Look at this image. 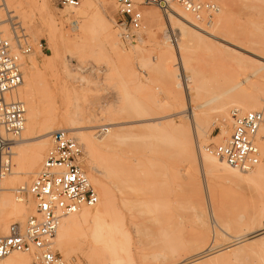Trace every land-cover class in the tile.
I'll return each instance as SVG.
<instances>
[{
  "label": "rangeland",
  "instance_id": "374dc122",
  "mask_svg": "<svg viewBox=\"0 0 264 264\" xmlns=\"http://www.w3.org/2000/svg\"><path fill=\"white\" fill-rule=\"evenodd\" d=\"M49 1L57 22L52 27L46 28V16L35 14L25 3L20 10L0 11L4 33L10 36L14 27L31 47L22 59L24 83L14 96L25 102L27 112V102L36 107L41 126L33 135L35 140L25 146L45 142L48 149L50 133L44 136L41 131L49 118H58L52 131L68 129L66 121L71 119L79 122L83 135L106 134L104 141L100 139L104 146L96 145L90 156L80 142L84 169L100 202L102 187L111 189L116 201L121 189L146 203L143 207L137 203L141 204L138 214L117 206L114 215L124 219L118 220L124 221L125 230L118 226L103 239L89 237L86 252L81 247L85 254L77 245L68 256L62 255L73 258L72 264H120L121 260L129 264H184L187 260L193 264H264L261 147L256 167L263 168V175L257 185L232 186L222 169L204 166L199 160L203 154L217 158L204 147L229 136L232 111L242 106L246 94L264 102L259 58L240 62L207 42L182 38L155 6L141 7L144 27L137 40L125 44L118 36L119 14L114 0H79L88 11L78 22L63 16L69 7ZM211 1L220 9L208 24L222 26L218 35L264 59V0ZM167 11L173 12L172 7ZM195 21L200 27L208 26ZM110 28L117 33V40L111 39ZM226 112L231 116L228 120L223 119ZM221 124L227 133H221ZM182 136L185 143H181ZM179 146L185 156L179 153ZM92 163L102 174L90 169ZM22 204L29 214L30 203ZM24 256L29 264L30 256Z\"/></svg>",
  "mask_w": 264,
  "mask_h": 264
},
{
  "label": "built area",
  "instance_id": "2783aa9c",
  "mask_svg": "<svg viewBox=\"0 0 264 264\" xmlns=\"http://www.w3.org/2000/svg\"><path fill=\"white\" fill-rule=\"evenodd\" d=\"M114 1L119 14L118 36L125 44L140 36L144 27L142 6H155L166 12L177 5L195 20L207 24L220 9L211 0ZM55 2L69 8L79 4V0ZM30 51L25 35L13 27L7 36L0 19V181L12 169V143L20 137L26 123V104L14 94L23 82L22 59ZM231 116L229 136L204 148L237 171L253 170L261 159L258 142L264 139V112L233 110ZM50 138L35 176L14 190L17 201L30 203L29 214L24 222H12L5 233H0V260L18 251L30 256L29 264H72L73 258L66 259L56 246V230L63 217L83 207H93L99 201L84 169L82 144L65 128L51 131Z\"/></svg>",
  "mask_w": 264,
  "mask_h": 264
},
{
  "label": "bare ground",
  "instance_id": "6f19581e",
  "mask_svg": "<svg viewBox=\"0 0 264 264\" xmlns=\"http://www.w3.org/2000/svg\"><path fill=\"white\" fill-rule=\"evenodd\" d=\"M86 1H89V0H86ZM24 3L28 4L32 8V10L35 12V14H38L39 16H41V14H44L46 16V22H47L46 28L57 25L56 18H55L54 14L52 13L51 8H50V1L49 0H0V11L2 14L3 13L7 14L10 11L12 12V10L14 8L20 10ZM89 3H91V2H89ZM79 6H80V3L78 4V6L72 7L74 10L72 8H70L71 10H67L64 13L63 16H65L66 20L78 22L80 19L85 17L86 12L88 11V6L86 4H84L80 7ZM172 10H173V12H168V11H166V12L163 11V12L167 16L170 25L177 27L179 34L182 38H188L189 41L195 40V42L197 40L199 43H201V41H202V43L207 42L208 44H211L214 47L221 48L224 52L230 54L231 56L232 55L236 56V58H238V61H240V62L245 61L244 59L252 60L253 57H257V58H259V60L256 59L258 61V63H257L258 69L264 73V59L261 56L257 55L256 53H254L253 51L248 50L247 48L243 47L242 45H239L236 42L234 43L232 40L225 39V38H228L227 36H225V34L222 35V36H225V38L220 37L218 35V32H220L219 28H222V26L218 25L219 23L216 25L213 24L214 26L213 25L211 26L210 24H208L207 27H210V30H208V28L205 26L200 27L199 25H197L196 21L193 19L191 14H189L188 12L183 10L182 8H180L178 6H172ZM178 10H182V12L178 13ZM151 18L152 17H150V19ZM151 20H154V18H152ZM5 26H7V24H5ZM5 26H4V28H5ZM80 29H81L80 26H78V30H80ZM165 34H167V33H165ZM109 35L111 36L112 40H113V38L115 40L118 39L117 33L114 32L112 28L109 29ZM67 36L69 37L70 35H67ZM107 38H109V40H110V37H107ZM116 42H118V45H119V41H116ZM113 44H116V43L113 42ZM133 48L136 49L137 46L134 45ZM253 60H254V58H253ZM24 70L28 71V72L30 71V68L27 64H24ZM23 83H24V80H23L22 84ZM22 84L18 88H20L22 86ZM262 103H264V102L262 101ZM262 103H261L260 99L254 97L252 95L246 94L245 97H243V101L241 100L240 104H242V106L239 104L240 107H237L236 109H237V111L241 110L242 112L247 111V110H261V109L263 110L264 105H262ZM27 104H29L28 105V107H29L28 111L29 112H26V123L27 124L25 123L24 130L22 131V133L19 137L20 140H16L15 142H13L12 147H11L13 169H11V171L7 175H5L0 181V233H5L6 228L10 223L16 222V221L24 222L26 217L28 216V211L26 209H24L22 202H19L15 199L14 190L16 187L27 184L28 180L37 173V171L39 170L40 165L42 163V160L44 157V152L47 149V143H45V142L40 143V144H35V145L30 144L29 146H25L28 143H32L33 139L35 140V138H33V135L35 134L36 129H38L39 126H41L39 124L40 121H39V117H38V114L36 111V107L33 106L32 103H30V102L29 103L27 102ZM26 109H27V107H26ZM77 114H79V113H77ZM74 115H75V113H74ZM77 116L79 117V115H77ZM223 116H224L223 117L224 120H228L231 117L228 114V112H226ZM68 118L69 117H67V119ZM70 120L71 119H68L66 121L67 128L71 132H73L75 135V138L84 145V148H85L84 150H86V154L88 156H90L92 154V151L95 149L96 145L104 146V142L102 143V141L100 139H103V138L106 139V137H105L106 134H105V136H95L92 133H91L92 135L91 134L90 135H83L81 132L82 129L79 127L80 126L79 122L77 123L75 121L76 122V124H75V122H72ZM78 120L80 122L85 121V119H79V118L77 119V121ZM57 121H58V118H49L48 120L46 119V121H44L45 123L43 124V126H45V127L42 129V131L40 130L41 135H44V136L49 135V133H51V131H52V128L57 124ZM220 127H221V133L222 134L227 133V130L225 129L224 125L221 124ZM45 131H47V132H45ZM117 131H119V130H117ZM179 132L182 135L183 131H179ZM111 135H113V134H111ZM37 136H38V134H37ZM109 137H111V136H109ZM182 137H181L182 138L181 143H185V136H182ZM143 138H146V137H143ZM105 139H103V141ZM99 140L101 142H99ZM189 141H190V139H189ZM189 141L187 140V143ZM106 143H107V140H106ZM151 143H152V141H151ZM191 144L192 143L190 142L189 145H191ZM258 144L262 149V157H263V161H264V139L260 140L258 142ZM158 146H160V145H158ZM183 146H184V144L182 145V147ZM180 147L181 146H179V148ZM182 147L180 150H178L180 154H183L182 152H180L182 150ZM190 148H192V146ZM185 149L188 150L189 148L185 147ZM190 150H192V152H193L194 149H190ZM192 152L189 151V153H192ZM193 155H194V158H197V159L199 158L196 154V151L194 152ZM13 159H14V161H13ZM94 160H96V159H94ZM199 160H202L201 163L204 166L212 165V166L218 167L219 169H222L225 172L226 178H228V181L231 183L232 186L241 185V184H246V185L251 186L252 183H255L257 185L256 181L258 182L259 178L263 175V168L262 167H258V168L256 167L253 170H250L247 172H240V171H237V170L231 168L230 166H228L225 162H223L218 157L215 158V157L207 155V154H203V156H201V159H199ZM89 167L91 170L96 171L100 174H102V172H103V171H100L97 168L96 164H94V163L90 164ZM13 177H16V179L18 177V179H19V180L17 179L18 182H16L17 180L14 181ZM116 186H118L117 190H119V185L116 184ZM99 188H100L99 193H100V197H101V202L99 199L98 203L95 206L83 207L80 210H78L72 214H69V215H67L61 219L59 226L56 230L55 243H56V237H57V245L56 246L58 247V249L61 251V253L64 256H68L72 252V250H74L73 247H75V246L77 247V245L80 247V249H81V247L83 250L86 249L85 247L88 244V238L91 236L95 237V238H99V239L102 238L103 239V237L105 238L107 236L106 234L113 231L114 228H116V227L119 228L118 226H121L120 229H124V227H123L124 221L121 222L118 220V219H120L121 215L118 216L119 217L118 219L115 218V215H114V212L116 213V211L118 209L117 206L123 205L129 211L132 209H134V210L139 209L141 207L142 203L146 204L144 198H142V199H139L140 197H138V199L132 198V197L127 195V194H129L128 192H126V191L123 192L121 189L119 190L120 198L116 201V199H115L116 196L111 191V189H104L102 187H99ZM256 188H258V186ZM130 194H132L134 196L133 193H130ZM99 202H100L99 207L96 210H93V208L98 206ZM139 202L141 203L140 205L137 204ZM136 204L139 205V207ZM129 205H130V208H129ZM142 207H143V204H142ZM149 209H150V207H149ZM134 210H132V212ZM263 210H264V207H263ZM144 212H145V210H144ZM261 212H264V211H261ZM138 213H140V212H138V210H137L136 214H138ZM123 216H124V214H123ZM138 217H139V215H138ZM140 217H142V216H140ZM120 220H124V219H120ZM129 222L134 223L133 221H129ZM137 227H139V226H137ZM137 227H135V228H137ZM131 228H133V227H131ZM120 229H118V230H120ZM109 235H110V233H109ZM96 240H98V239H96ZM98 241H102V240H98ZM82 249H81V251H82ZM84 251L86 252V250H84ZM86 256L89 257L88 253H86ZM89 259H91V258L89 257ZM118 259H120V258H118ZM196 259H197V261L201 260L198 258H196ZM193 261H195V260H193ZM197 261H195V262H197ZM89 263L91 264V262H89ZM193 263L194 262H190L187 260L184 264H193ZM0 264H28V261L26 260L24 253L14 251V252L10 253L9 255L5 256L4 258H2L0 260ZM116 264H117V262H116ZM120 264H129V263L121 260Z\"/></svg>",
  "mask_w": 264,
  "mask_h": 264
}]
</instances>
